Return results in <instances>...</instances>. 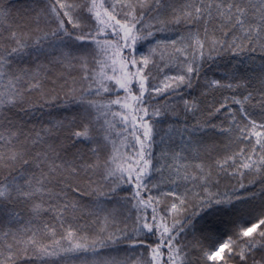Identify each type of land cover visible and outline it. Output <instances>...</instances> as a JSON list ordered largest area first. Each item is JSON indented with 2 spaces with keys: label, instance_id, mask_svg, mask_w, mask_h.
<instances>
[{
  "label": "snow or ice",
  "instance_id": "1",
  "mask_svg": "<svg viewBox=\"0 0 264 264\" xmlns=\"http://www.w3.org/2000/svg\"><path fill=\"white\" fill-rule=\"evenodd\" d=\"M0 264H264V0H0Z\"/></svg>",
  "mask_w": 264,
  "mask_h": 264
},
{
  "label": "trees",
  "instance_id": "2",
  "mask_svg": "<svg viewBox=\"0 0 264 264\" xmlns=\"http://www.w3.org/2000/svg\"><path fill=\"white\" fill-rule=\"evenodd\" d=\"M145 51H147V49L145 48Z\"/></svg>",
  "mask_w": 264,
  "mask_h": 264
}]
</instances>
